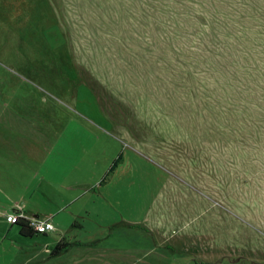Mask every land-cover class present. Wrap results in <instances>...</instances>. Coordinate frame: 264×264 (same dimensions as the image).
Listing matches in <instances>:
<instances>
[{
    "label": "rangeland",
    "instance_id": "obj_1",
    "mask_svg": "<svg viewBox=\"0 0 264 264\" xmlns=\"http://www.w3.org/2000/svg\"><path fill=\"white\" fill-rule=\"evenodd\" d=\"M0 264H264V0H0Z\"/></svg>",
    "mask_w": 264,
    "mask_h": 264
},
{
    "label": "trees",
    "instance_id": "obj_2",
    "mask_svg": "<svg viewBox=\"0 0 264 264\" xmlns=\"http://www.w3.org/2000/svg\"><path fill=\"white\" fill-rule=\"evenodd\" d=\"M121 154L117 155L116 158L113 159L112 163L109 165L107 170L102 175L101 179L98 181V184L104 183L110 177V175L114 172L115 168L117 167L118 162L121 160ZM19 226V233L23 236H31L36 234L37 232L28 225L27 220L19 219L14 222ZM71 243L63 241V239H59L53 247L49 249V256H55L62 251H65Z\"/></svg>",
    "mask_w": 264,
    "mask_h": 264
},
{
    "label": "built area",
    "instance_id": "obj_3",
    "mask_svg": "<svg viewBox=\"0 0 264 264\" xmlns=\"http://www.w3.org/2000/svg\"><path fill=\"white\" fill-rule=\"evenodd\" d=\"M13 212L7 215V220L9 217H14V220H9L10 222H15L19 219H25L28 222V225L31 226L37 233H46L54 229V224L49 217L40 219L37 216L28 217L25 215L24 211L20 209L12 210Z\"/></svg>",
    "mask_w": 264,
    "mask_h": 264
},
{
    "label": "crops",
    "instance_id": "obj_4",
    "mask_svg": "<svg viewBox=\"0 0 264 264\" xmlns=\"http://www.w3.org/2000/svg\"><path fill=\"white\" fill-rule=\"evenodd\" d=\"M82 150H83V148H82ZM84 152H86V150H83ZM83 151H81L80 149L78 150V152L81 154V155H83ZM59 158L61 157V156H58ZM53 162L52 163H50L49 164V167L52 165L54 168H51L49 171L51 172V174H54L55 173V167H56V165H57V163H56V161H57V157L56 156H54V159L52 160ZM45 163H46V161L44 162V164H42V166H40L39 165V172L41 173V168L42 167H44V165H45ZM57 167H59V166H57ZM118 170V167H116L115 168V170H114V172L111 174L112 176H113V174H115V172ZM46 171H48V168H45V172ZM44 173V172H43ZM42 173V174H43ZM164 173H165V171H164ZM164 173L161 175V182L158 184V188H157V191H158V193H157V195H156V198L158 197V195H159V193H160V191L162 190V188H163V186H164V184H165V182H166V180L168 179V176L165 174L164 175ZM56 174V176H57V173H55ZM112 176H110V178L112 177ZM43 177H44V174L42 175V179H43ZM109 178V179H110ZM108 181V180H107ZM46 182V181H45ZM156 200V199H155ZM154 203H155V201H154ZM153 203V204H154ZM153 206V205H152ZM152 206H151V208H152ZM151 208L149 209V211H148V214L146 215V218L145 219H143V222H148V220H149V214H150V210H151ZM23 211H24V209H23ZM25 212V211H24ZM26 213V212H25ZM51 214V213H50ZM33 216H37L36 214H33ZM51 215H49V216H46V217H49L50 218V220L52 221V217H50ZM146 223H143L144 225L146 224ZM15 224V223H14ZM17 225V224H16ZM18 226V225H17Z\"/></svg>",
    "mask_w": 264,
    "mask_h": 264
},
{
    "label": "clouds",
    "instance_id": "obj_5",
    "mask_svg": "<svg viewBox=\"0 0 264 264\" xmlns=\"http://www.w3.org/2000/svg\"><path fill=\"white\" fill-rule=\"evenodd\" d=\"M15 218L14 217H9V220H14Z\"/></svg>",
    "mask_w": 264,
    "mask_h": 264
}]
</instances>
